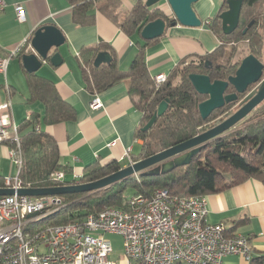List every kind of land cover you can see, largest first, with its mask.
I'll list each match as a JSON object with an SVG mask.
<instances>
[{
	"label": "trees",
	"instance_id": "obj_1",
	"mask_svg": "<svg viewBox=\"0 0 264 264\" xmlns=\"http://www.w3.org/2000/svg\"><path fill=\"white\" fill-rule=\"evenodd\" d=\"M69 1L75 5L74 20L77 24L93 23L91 7L96 0ZM98 1L101 2L99 11L118 23L129 36L140 35L149 22L158 18H163L167 26L176 21L161 8L163 4L151 9L140 3L127 15L122 16L118 9L119 0ZM227 9L226 0L223 9L208 22V27L220 40L218 48L206 56L196 57L195 61L185 58L160 86L155 84L148 70L144 57L145 46H140V51L127 71H122L118 67L116 59L110 64L94 66L100 52H110L115 58L112 48L107 44L86 47L78 54L90 91L99 93L122 81L128 84L134 105L143 113L141 128L136 134V137L143 141V150L133 159L134 162L183 143L231 116L227 113L235 107L236 102L227 104L212 113L207 120H203L198 108L207 97L198 94L189 79L191 74H203L209 76L212 82L226 81L235 75L240 65V62H233L236 49L227 52V46L233 42L247 43L250 55L262 59L264 33L261 29H264V22L261 23L260 19L264 21V0H244L239 27L229 36L224 34L220 19V14ZM251 23L253 25L248 28ZM246 29L247 32L244 34ZM148 43L146 41V44ZM23 55L24 51L17 57L22 58ZM25 76L30 101H40L46 108L43 121L45 126L76 118L73 107L60 96L53 82L27 71ZM234 92V88L229 86L226 94ZM243 96L240 95L239 100ZM164 100H169L167 112L157 119L150 130L143 131ZM39 123L41 120L33 114L23 122L19 130L22 131L20 137L23 152V166L19 179L23 187L41 189L70 184L71 181L67 180V177L63 183L53 181L51 178L53 172L67 170L61 164L55 138L44 130H37L36 125ZM231 130L209 142L206 148L194 157L191 164L177 167L168 174H138L98 191L62 196L65 204L45 221L53 225L83 222L92 213L107 207L126 208L131 198L140 195L151 196L158 189H167L172 194L180 196H203L225 190L249 179H258L264 183V102ZM122 167L123 165L118 162H111L105 166L98 164L89 166L80 182L100 180ZM4 186L5 177L0 172V188Z\"/></svg>",
	"mask_w": 264,
	"mask_h": 264
},
{
	"label": "crops",
	"instance_id": "obj_2",
	"mask_svg": "<svg viewBox=\"0 0 264 264\" xmlns=\"http://www.w3.org/2000/svg\"><path fill=\"white\" fill-rule=\"evenodd\" d=\"M1 1L6 3V8L0 14V57H7L18 51L26 40L29 42L28 46L19 52L33 53L31 41L35 32L42 26L53 25L66 37V43L55 49V52L61 54L63 64L55 67L48 60L43 62L40 73L38 70L36 74L56 85L60 96L73 107L76 113L74 120L44 125L46 108L40 101H30L25 76L27 70L18 55L10 60L7 76L0 74V99L7 101L11 98L14 121L19 130L23 122L33 114L39 117L41 123L37 124L36 128L39 127V130H44L55 138L61 164L67 170V180L71 182L75 179L80 181L86 168L92 165L105 166L118 162L129 166L130 161L143 150V141L136 137L137 130L141 128L143 113L134 105L128 84L122 81L99 93L90 91L79 60L78 54L81 50L102 43L107 44L114 52L115 58L109 53L116 59L118 67L127 71L140 51V46H145L144 57L152 78L158 74L169 76L185 58L195 61L196 57L206 56L218 48L220 40L210 30L208 22L226 3V0H199L194 4V10L203 22L201 27H185L179 23L176 26H168L162 37L147 41L149 43L146 44L141 34L127 35L118 23L100 12L101 2L98 0L94 1L92 11L90 10L94 21L88 25L75 22V5L69 0ZM146 1L119 0L118 9L122 16H125L138 4L146 5ZM160 5L168 16L175 18L167 3L162 1ZM17 6H23L26 10L25 22L18 21ZM20 92L21 97L16 95ZM95 96L101 99L103 109L91 108ZM15 103L24 106L19 108V121L15 117ZM21 133L22 131L20 136ZM1 151L9 159L4 147H1ZM12 165L15 166L13 163ZM124 167L123 165L122 168ZM0 172L2 174L1 167ZM203 196H206L208 201L209 223H222L230 234L241 233L251 240V260L241 255H229L223 264H264V183L258 179H249ZM113 253L114 248L110 255L111 261L130 264L124 253L112 258Z\"/></svg>",
	"mask_w": 264,
	"mask_h": 264
},
{
	"label": "built area",
	"instance_id": "obj_3",
	"mask_svg": "<svg viewBox=\"0 0 264 264\" xmlns=\"http://www.w3.org/2000/svg\"><path fill=\"white\" fill-rule=\"evenodd\" d=\"M5 8L1 1L0 14ZM16 12L18 21L27 20L23 6H17ZM28 44L26 40L18 51L0 57L1 75L7 76L10 60ZM167 79L166 74L153 77L157 86ZM103 106L95 96L91 108L101 110ZM0 147L7 150L17 168L15 177L6 178V188L14 189L15 194L0 197V264H117L110 260L113 245L105 238L108 233L123 237L124 256L130 264H223L229 255L252 259L248 236L230 234L224 224L208 222L206 196H180L167 189H158L151 196H135L126 208H104L83 222L46 223L63 205V197L18 194L26 187L19 179L23 152L10 97L0 99ZM66 177L65 171L51 175L53 181L62 183ZM79 183L75 179L62 186Z\"/></svg>",
	"mask_w": 264,
	"mask_h": 264
},
{
	"label": "water",
	"instance_id": "obj_4",
	"mask_svg": "<svg viewBox=\"0 0 264 264\" xmlns=\"http://www.w3.org/2000/svg\"><path fill=\"white\" fill-rule=\"evenodd\" d=\"M162 1L170 6L175 16L176 21L171 26H176L179 23L185 27L199 28L203 25L202 20L194 10V4L199 0H147L146 6L147 8H152L158 4L160 5ZM227 5L228 9L220 14V19L224 34L229 36L239 27L244 0H227ZM252 25L253 23L248 28ZM167 27L166 21L163 18H158L149 22L143 28L141 36L146 41L160 38L165 34ZM247 29L244 31V34L247 32ZM65 43L66 37L59 28L53 25L42 26L35 32L31 41L34 52L25 54L22 57L25 69L30 73H36L41 68L43 62L48 60L55 67L61 66L63 64L62 56L59 52H55V49H59ZM112 60L113 58L109 52H100L94 61V66L100 67L102 64H110ZM189 79L198 94L208 97V99L199 104L198 108L203 120H207L212 113L222 109L227 104L237 102L239 95H245L250 86H257L247 93L244 100L240 103V108L231 116L213 128L183 143L135 162L94 182L53 188H23L18 190V194L29 197L83 194L104 189L138 174H168L177 167L191 164L194 157L201 153L209 142L227 133L264 102V62L254 55L245 57L240 62L235 75L230 76L226 81L216 80L212 82L209 76L203 74H191ZM229 86L235 89L234 93L226 94ZM168 107L169 100L162 101L153 118L144 126L143 131L150 130L157 119L167 112ZM14 194L15 190L12 188H0V197L12 196Z\"/></svg>",
	"mask_w": 264,
	"mask_h": 264
},
{
	"label": "rangeland",
	"instance_id": "obj_5",
	"mask_svg": "<svg viewBox=\"0 0 264 264\" xmlns=\"http://www.w3.org/2000/svg\"><path fill=\"white\" fill-rule=\"evenodd\" d=\"M262 12H263V10H262ZM260 22L261 23L264 22L262 18L260 19ZM261 32L264 33V29H261ZM233 49H236V56L233 59V62H235V63L236 62H241L245 57L250 55L247 43H244V42H242V43L241 42H239V43H237V42L236 43L235 42L230 43L227 46V52H230ZM261 60L264 62V51H263V57H262ZM39 73H40V70H39ZM21 94L22 93L20 92L19 94L17 93L16 95L21 97ZM24 95L26 97L27 93L24 94ZM1 96H2V94H1ZM20 107H24V106L18 105L17 103H15L14 111H15V117H16L17 121H19V117H20V111H19ZM238 109H239V106L235 105V107L227 114H231L232 115ZM225 115L223 117H225ZM231 131L232 130H229L228 132H231ZM123 165L126 167L128 164H123ZM0 167H1V171H2L3 176H5L7 178H9V177L13 178L17 174V169L15 168V166L12 165L11 161L9 159H7V157L1 151V147H0ZM4 188H6V178H5V186H4ZM8 188H10V187H8ZM63 204H65V203H63ZM105 238L107 240H109L112 243V245H113L114 253L112 255V258L118 257L120 254L124 253V249H123L124 239H123V237L121 235H118V234H115V233H108V234H105Z\"/></svg>",
	"mask_w": 264,
	"mask_h": 264
},
{
	"label": "flooded vegetation",
	"instance_id": "obj_6",
	"mask_svg": "<svg viewBox=\"0 0 264 264\" xmlns=\"http://www.w3.org/2000/svg\"><path fill=\"white\" fill-rule=\"evenodd\" d=\"M256 86H257V85L250 86L249 89H248V92H247V93L251 92ZM228 89H229V88H228ZM234 91H235V89H234ZM247 93L243 96L242 99H240V100L238 99V101L236 102V105H238L239 108H240V103L244 100V98H245V96L247 95ZM231 94H232V93H231ZM239 98H240V95H239ZM207 99H208V97H207Z\"/></svg>",
	"mask_w": 264,
	"mask_h": 264
}]
</instances>
